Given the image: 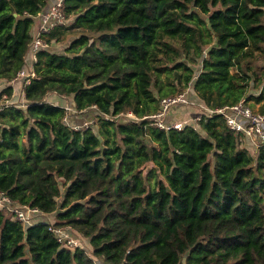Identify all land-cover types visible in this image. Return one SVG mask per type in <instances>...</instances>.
Wrapping results in <instances>:
<instances>
[{"label": "trees", "instance_id": "obj_1", "mask_svg": "<svg viewBox=\"0 0 264 264\" xmlns=\"http://www.w3.org/2000/svg\"><path fill=\"white\" fill-rule=\"evenodd\" d=\"M52 1L0 0V191L39 209L0 210V264H264V144L143 118L180 92L264 114V0H62L33 61Z\"/></svg>", "mask_w": 264, "mask_h": 264}, {"label": "built area", "instance_id": "obj_2", "mask_svg": "<svg viewBox=\"0 0 264 264\" xmlns=\"http://www.w3.org/2000/svg\"><path fill=\"white\" fill-rule=\"evenodd\" d=\"M62 0H55L49 7L48 10L44 13L39 14V25L37 29V33L34 35V39L30 46L31 57L33 61L36 58L35 53L40 48H46L47 45L41 37L42 33L48 32L51 27L57 23H62L64 21V14L62 12ZM34 75L33 72L24 73L21 72L18 74L17 78L20 76L32 77ZM25 82H29V79H26ZM5 98V96H3ZM187 102H191L184 92H180L174 95L166 96L161 98L159 110L149 116L154 119L155 125L160 129H169L175 128L180 129L182 123L180 121H170L166 123L164 121V117L167 113V110L171 107L179 104H186ZM203 108V113L207 115H211L213 113H219L223 115L225 123L228 129L233 130L235 132H242L244 136L249 139L255 145L260 143L264 144V114H259L245 105L243 102H239L237 104L231 106H223L216 109H210L206 107L204 104H201ZM68 108V107H66ZM130 117H134L131 112L127 114ZM200 116L196 118L199 120ZM92 121H83L80 126L74 125L75 129L79 127H88ZM6 209L11 212L13 216L22 222H32L34 217L33 214L39 215V209L36 207H30L28 205L19 206L14 203L9 197H7L2 191H0V210ZM53 232L59 235L58 240L63 242L68 247H74L77 245V237L71 236L67 232L60 230H52ZM78 246V245H77Z\"/></svg>", "mask_w": 264, "mask_h": 264}, {"label": "rangeland", "instance_id": "obj_3", "mask_svg": "<svg viewBox=\"0 0 264 264\" xmlns=\"http://www.w3.org/2000/svg\"><path fill=\"white\" fill-rule=\"evenodd\" d=\"M54 1V0H53ZM52 1V2H53ZM57 44H52V47H56ZM254 91V90H252ZM256 92V91H255ZM188 96V95H187ZM189 97V96H188ZM190 99V104L188 106H180V107H173L170 112H169V115L167 116V119L168 118H171L170 120L172 121H180L183 124H193V123H196V118L198 116H201V114L203 113V108L201 107V102L197 101L195 98L193 97H189ZM56 97L54 99H52L53 102H60V103H64L66 104L67 101H56ZM253 108L252 111L256 112L257 113V109H258V104H255L254 106H252ZM93 121L94 120V117L93 116H89L88 118H84L83 121ZM93 123V122H92ZM263 130H264V126H263ZM34 218L36 216V214H33ZM39 218V220L41 219H45L47 221H50V222H53L54 220V213L52 214H49L47 216H44V215H41L40 217H37V219ZM77 245L79 247H83V248H86V249H90V244L88 242V239L82 237V236H78L77 238ZM75 245V246H77ZM74 246V247H75Z\"/></svg>", "mask_w": 264, "mask_h": 264}, {"label": "crops", "instance_id": "obj_4", "mask_svg": "<svg viewBox=\"0 0 264 264\" xmlns=\"http://www.w3.org/2000/svg\"><path fill=\"white\" fill-rule=\"evenodd\" d=\"M38 25H39V19H38V17H37L36 20H35V22H34L33 29H32L33 35H35V34L37 33ZM30 63H31V62H30ZM30 63H28V68H27V69H28V72L32 71V69H30ZM31 66H32V64H31ZM22 79H23V78L18 77V78H16V79H14L12 82H10V85L15 86V87H17V88H20V87H21V82L23 81ZM14 92L17 93L16 90H15ZM52 97H54V96H53V95H50V99H51ZM247 141L250 143V145H251V144H252V145H255V144L252 143L249 139H247ZM252 145H251V146H248L250 150L253 149V148H255V146H252ZM252 151H253V150H252Z\"/></svg>", "mask_w": 264, "mask_h": 264}]
</instances>
